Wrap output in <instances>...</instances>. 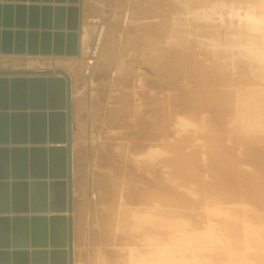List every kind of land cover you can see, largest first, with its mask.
Listing matches in <instances>:
<instances>
[{"label": "rangeland", "instance_id": "374dc122", "mask_svg": "<svg viewBox=\"0 0 264 264\" xmlns=\"http://www.w3.org/2000/svg\"><path fill=\"white\" fill-rule=\"evenodd\" d=\"M0 58V264H264V0H0Z\"/></svg>", "mask_w": 264, "mask_h": 264}, {"label": "bare ground", "instance_id": "6f19581e", "mask_svg": "<svg viewBox=\"0 0 264 264\" xmlns=\"http://www.w3.org/2000/svg\"><path fill=\"white\" fill-rule=\"evenodd\" d=\"M18 33V32H17ZM79 38V37H78ZM78 40V39H77ZM78 42V41H77ZM81 43V42H80ZM81 45V44H80ZM81 49V48H80ZM1 52H3V51H1ZM14 52V51H13ZM22 53H23V51H22ZM21 52H20V54H22ZM26 54V53H25ZM17 55V54H16ZM30 56V55H29ZM32 56V55H31ZM141 56H143V55H141ZM20 57V56H19ZM22 57V56H21ZM22 58H10V60H9V58H0V66H12V67H18V66H22L23 64H22ZM157 64H159V63H157ZM156 66V65H155ZM161 66V65H160ZM120 68H122V67H120ZM154 68H156V67H154ZM162 68V67H161ZM159 68H157V70H158ZM118 70V69H117ZM121 70V69H120ZM156 70V71H157ZM160 71V70H159ZM28 73V72H27ZM39 72H36V74H38ZM53 73H57V72H53ZM60 73H62V72H60ZM59 74V73H58ZM158 75V74H157ZM4 77V76H3ZM26 77V76H25ZM61 77V76H60ZM16 78V77H15ZM19 78V77H18ZM22 78V77H21ZM28 78V77H27ZM44 78V77H43ZM58 78V77H57ZM37 79V78H36ZM38 79H39V77H38ZM41 79V78H40ZM39 79V80H40ZM59 79V78H58ZM22 80V79H21ZM20 80V81H21ZM32 81H33V79H31ZM35 80V79H34ZM61 80H63V78L61 79ZM19 80H18V82H20ZM22 82V81H21ZM29 82V81H28ZM27 82V83H28ZM47 82V81H46ZM52 82V81H51ZM11 83H12V81H11ZM31 83V82H30ZM61 83V82H60ZM9 84V83H8ZM8 84H6V85H8ZM30 86V85H29ZM49 86V85H48ZM56 86H57V83H56ZM32 87V86H31ZM62 87H63V85H62ZM9 88V87H8ZM13 88H15V86L13 87ZM20 89H21V87H19ZM28 88V87H27ZM45 88V87H44ZM20 89L17 91L16 90V88H15V90H16V93L18 94V96H21L22 95V93H21V91H20ZM56 89V88H55ZM61 89V88H60ZM26 90V89H25ZM64 90V89H63ZM22 91H24V90H22ZM49 91V90H48ZM25 92V91H24ZM57 93V92H56ZM48 94V93H47ZM2 95V94H1ZM72 99V98H71ZM7 106V105H6ZM80 107V106H79ZM78 110V109H77ZM155 111V110H154ZM158 113V112H157ZM72 120H73V118H72ZM3 122V121H2ZM10 122V121H9ZM48 122V121H47ZM72 122V121H71ZM5 123H6V121H5ZM1 124H3V123H1ZM8 124V123H7ZM7 124H4V125H7ZM16 125V124H15ZM8 126H10V125H8ZM48 126V125H47ZM17 127H19V126H17ZM46 127V126H45ZM49 127V126H48ZM27 128V127H26ZM49 128H52V126L51 127H49ZM23 129V128H22ZM43 129V128H42ZM54 128H52L51 130H53ZM71 129V128H70ZM9 130H10V128H9ZM47 130V129H46ZM49 130V129H48ZM17 131V130H16ZM21 131V130H20ZM27 131V130H26ZM40 131V130H39ZM50 131V130H49ZM67 131V130H66ZM72 131V130H71ZM55 132V131H54ZM53 132V133H54ZM7 133H8V130H7ZM33 134V133H32ZM39 134H40V132H39ZM46 134V136H47V132L45 133ZM1 135H2V133H1ZM5 135V134H4ZM17 135H18V133H17ZM49 135V134H48ZM81 135V134H80ZM19 136V135H18ZM17 136V137H18ZM27 136V135H26ZM32 136H34V135H32ZM53 136V135H52ZM59 136V135H58ZM6 137V136H5ZM35 137V136H34ZM49 139H50V137L49 136H47ZM8 138V137H7ZM10 138V137H9ZM36 138V137H35ZM34 138V139H35ZM44 138H46V137H44ZM65 138H66V136H65ZM29 139V138H28ZM47 139V138H46ZM31 140V139H30ZM33 141V140H32ZM43 141H45V140H43ZM64 141V140H63ZM47 142V141H46ZM263 142V141H262ZM8 143V142H7ZM32 143V142H31ZM43 143V142H42ZM41 142H40V144H42ZM58 143H60V142H58ZM65 143V142H64ZM64 143H62L63 145H64ZM9 144H11V143H9ZM17 144V143H16ZM22 144V143H21ZM20 144V145H21ZM27 144H29V142H28V140H27ZM51 144V143H50ZM55 144V143H54ZM53 144V145H54ZM3 145V144H2ZM5 145H6V143H5ZM8 145V144H7ZM19 145V144H18ZM24 145V144H23ZM44 145V144H43ZM47 145V144H46ZM49 145V144H48ZM53 145H51V146H53ZM60 145V144H59ZM54 146H56V145H54ZM60 146H62V145H60ZM61 149H63V147L61 148ZM56 154H57V152H56ZM259 159H262V160H264L263 158H259ZM58 160V159H57ZM56 160V161H57ZM72 160V159H71ZM254 160H257L256 158L254 159ZM57 162H60V160H58ZM72 166V165H71ZM72 168V167H71ZM56 187H58V186H56ZM53 188H54V186H53ZM52 188V189H53ZM262 188V187H261ZM264 188V187H263ZM262 188V189H263ZM253 190H255L256 191V189H254V187L252 188ZM257 189H259V188H257ZM62 192H61V189H60V191L59 192H52L51 193V197L52 198H57L55 201H58L59 203H61V199H58V198H60V194H61ZM42 194V192H41V190H40V192H39V195H41ZM57 196V197H56ZM35 204H37V203H35ZM40 207H37V208H39V209H45V207H43V205L41 206V205H39ZM55 209H61L60 207H56ZM65 215V214H64ZM68 216V215H67ZM67 218V217H66ZM53 231V230H52ZM66 241V240H65ZM60 244V243H59ZM56 245H58V244H56ZM55 245V246H56ZM61 245V244H60ZM59 245V246H60ZM73 255V254H72ZM68 256V255H67ZM71 257V256H70ZM161 257V256H160ZM229 257V256H228ZM73 259V258H72ZM164 259V258H163ZM225 259V258H224ZM165 260V259H164ZM235 261V260H234ZM73 263V262H72ZM157 263V262H156ZM227 264V263H226ZM229 264H231L230 262H229Z\"/></svg>", "mask_w": 264, "mask_h": 264}, {"label": "water", "instance_id": "95a60500", "mask_svg": "<svg viewBox=\"0 0 264 264\" xmlns=\"http://www.w3.org/2000/svg\"><path fill=\"white\" fill-rule=\"evenodd\" d=\"M68 151H69V149H68Z\"/></svg>", "mask_w": 264, "mask_h": 264}]
</instances>
